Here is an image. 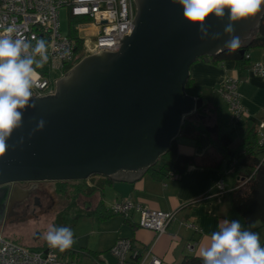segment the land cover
<instances>
[{"label":"water","instance_id":"water-1","mask_svg":"<svg viewBox=\"0 0 264 264\" xmlns=\"http://www.w3.org/2000/svg\"><path fill=\"white\" fill-rule=\"evenodd\" d=\"M130 3L132 25L117 51L84 57L55 81L54 94L32 98L35 108L24 111L0 156V184L91 174L132 183L169 149L184 117L201 108L202 99L185 94L190 66L226 51L228 37L202 41L171 0H137L136 13ZM262 16L264 6L235 25L240 54ZM226 22L210 18V31L222 33ZM40 120L43 130L33 133Z\"/></svg>","mask_w":264,"mask_h":264},{"label":"crops","instance_id":"crops-1","mask_svg":"<svg viewBox=\"0 0 264 264\" xmlns=\"http://www.w3.org/2000/svg\"><path fill=\"white\" fill-rule=\"evenodd\" d=\"M248 55V63L241 67L237 66L234 60L218 63L204 59L196 60L189 69L192 83L185 88L192 91L185 90L187 96L202 99V111L207 114L204 118L206 126L218 127L221 132L231 133L232 137L234 133L237 134L238 141L235 142L233 138L231 148L240 143L249 120L256 128L260 123H264V78L258 77L250 70V64L264 63V48H252ZM227 77L237 78V91L245 108V113L235 121L230 119L228 107L220 94L221 84ZM206 91L208 94H205ZM192 115L197 117L196 111ZM176 139L178 152L200 158L209 149L214 152L215 157L219 156L213 148H209L212 142L206 134H201L198 143L181 136ZM162 157L161 155L160 158ZM225 162L220 168L189 165L180 178L162 181L154 180L146 173L132 183L112 178L113 183L104 188L102 196L97 192L91 197H86L83 207L91 211L102 200L105 209H109L114 201L130 199L152 209L175 211V218L167 225L163 234L156 235L151 230L138 227L136 213L128 219L121 215L104 219L95 216L97 223L94 224L93 221L90 231L93 236H75L76 248L68 250L97 253L98 258L76 255L73 259L82 264H91L94 260L102 264H114L115 258L109 249L121 237L129 238L140 249L150 248L151 252L161 259L162 264H178L183 257L190 254L199 256L200 250L210 243L211 233L227 219L234 180L232 172L225 170ZM219 181L224 183L222 190L217 187ZM91 199H94L93 202ZM186 223L194 224L198 230L186 226ZM253 231L260 234V242L264 243V228L258 227ZM103 240L107 242L103 243ZM64 256L72 258L66 253Z\"/></svg>","mask_w":264,"mask_h":264},{"label":"built area","instance_id":"built-area-1","mask_svg":"<svg viewBox=\"0 0 264 264\" xmlns=\"http://www.w3.org/2000/svg\"><path fill=\"white\" fill-rule=\"evenodd\" d=\"M62 6L69 8L71 17L89 19L74 28L77 38L82 41L80 59L96 54L100 49L117 51L124 35L132 25L130 0H0V34L5 33L8 27H14L33 44L35 43L33 37L47 41V61L40 67L34 65L36 80L32 98L54 94L55 81L71 69L67 71L69 65L72 64L73 67L79 62H75L78 57L76 39L60 31L59 9ZM66 50L70 52V55H64ZM246 58L249 59L248 54ZM250 70L258 77L264 78V63H252ZM52 71H60V77L52 80L49 77ZM220 94L231 113V119L238 120L245 113V108L237 91V78H225L220 87ZM262 129H264V123L258 125L256 132L259 143L264 145ZM170 178L176 177L171 175ZM217 187L222 190L223 181H219ZM109 210L125 219L136 213L138 227L151 230L156 235L165 232L167 225L174 220L176 214L175 211L152 209L130 199L114 201ZM185 225L198 230L194 224L186 223ZM109 252L115 258L114 264H162L161 259L154 255L150 248L141 250L129 238H118ZM0 264L82 263L64 256L59 249L51 248L49 245L40 250H30L15 240H9L0 235ZM91 264L102 263L94 260Z\"/></svg>","mask_w":264,"mask_h":264},{"label":"clouds","instance_id":"clouds-1","mask_svg":"<svg viewBox=\"0 0 264 264\" xmlns=\"http://www.w3.org/2000/svg\"><path fill=\"white\" fill-rule=\"evenodd\" d=\"M182 9V16L189 26L197 28L199 38L220 40L227 36L223 47L235 51L241 38L236 35L235 25L257 16L264 0H171ZM227 22L222 33L210 31V18ZM15 33V36H13ZM31 40L8 27L0 34V156L11 147L8 141L14 132L23 126L24 111L35 108L31 102L36 72L47 61V41L43 38ZM64 55H70L68 50ZM39 57V59H37ZM45 122L40 120L33 133L43 130ZM245 227L240 220H224L210 236V243L200 250L202 264H264V246L260 234ZM51 248L63 252L70 249L74 233L67 226H51L44 236Z\"/></svg>","mask_w":264,"mask_h":264},{"label":"trees","instance_id":"trees-1","mask_svg":"<svg viewBox=\"0 0 264 264\" xmlns=\"http://www.w3.org/2000/svg\"><path fill=\"white\" fill-rule=\"evenodd\" d=\"M86 19L88 18L86 17ZM68 35L77 41L76 53L78 57L75 62H78L81 60L82 41L77 38L75 29H71ZM241 44L245 45L244 54H240L238 49L235 51L226 50L212 56H201L200 59L209 60L212 63L234 60L239 67L247 64L249 59L246 58V54L252 48H264V16H262L255 34ZM70 68H72V64L67 67V71ZM191 83L189 76L185 82V88ZM196 113L197 117L192 114L184 117L178 136L198 143L201 134L208 135L212 142L209 148L211 150L213 148L217 152L218 158L209 149L200 158L195 155L178 152L177 139H174L169 149L162 155L164 161L160 163L157 161L152 166H149L145 173L154 180L162 181L170 179L171 175L180 178L189 165H207L220 168L223 162L226 161L225 170L232 172L234 180L233 188L230 191V207L226 218L228 220L238 219L245 227L252 225L251 230L258 227L264 228V145L259 143L256 125L249 120L241 136L240 143L235 148H231L233 142L231 133L221 132L217 127L215 135H211L205 129L204 118L207 117L206 112H203L201 107L196 110ZM112 183L113 179L110 177L91 174L88 178L77 180L73 184L68 181H57L55 183V191L58 194L67 195L71 204H74L80 195L91 197L98 192L102 196L104 188ZM90 212L101 219L118 215L109 209H105L102 200ZM261 245L264 246V243ZM46 246L39 248L43 249ZM63 252L72 258H75L76 255L98 258L97 253L84 250H65ZM178 264H202V261L200 256L190 254L183 257Z\"/></svg>","mask_w":264,"mask_h":264},{"label":"rangeland","instance_id":"rangeland-1","mask_svg":"<svg viewBox=\"0 0 264 264\" xmlns=\"http://www.w3.org/2000/svg\"><path fill=\"white\" fill-rule=\"evenodd\" d=\"M84 20L89 21V19L86 18L71 17L67 6H62L59 9L60 31L62 34H69L71 29L77 28ZM60 75V71H52L49 74V77L54 80L59 78ZM185 90L186 92H192L191 89ZM205 94H208V91H206ZM229 115L231 119L230 112ZM240 134L241 133H239V136ZM233 138L235 142L238 141V139H236L238 138L236 133H234ZM163 161V158L158 159L159 163ZM76 181L77 180H69L68 182L73 184ZM39 184L40 187L48 191L53 197L54 207H51L49 210L47 209V204L52 201H50L47 193L41 194V208H36L34 205L30 204L29 206H22L15 209L13 213L7 210L3 221L0 222V235L2 237L9 240H15L30 250L36 251L40 250L39 247L47 244L44 236L51 226L70 227L74 233V238L77 235H91L90 231L93 228V221H95V224L97 223V220L94 214L83 207V202L86 197L80 195L75 200V203L71 204L67 195H61L55 191L52 182L42 181ZM93 200L94 199H91L90 201L93 202ZM60 209L62 210L59 212ZM91 236H93V234ZM90 238L94 239L95 237ZM106 242V240H103V243ZM75 244L76 243H74L70 249L76 248Z\"/></svg>","mask_w":264,"mask_h":264},{"label":"flooded vegetation","instance_id":"flooded-vegetation-1","mask_svg":"<svg viewBox=\"0 0 264 264\" xmlns=\"http://www.w3.org/2000/svg\"><path fill=\"white\" fill-rule=\"evenodd\" d=\"M134 13L137 11V0H132ZM123 173H130L129 171ZM46 180H28V181H14L6 185L0 184V222L3 221L7 210L13 213V211L22 206H29L30 204L34 207L41 208V194H47L50 199V203L47 204L49 210L53 205V197L44 188L40 187V182ZM69 181V180H61ZM54 184L57 181H49ZM62 209L59 210V212Z\"/></svg>","mask_w":264,"mask_h":264}]
</instances>
